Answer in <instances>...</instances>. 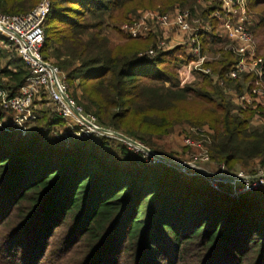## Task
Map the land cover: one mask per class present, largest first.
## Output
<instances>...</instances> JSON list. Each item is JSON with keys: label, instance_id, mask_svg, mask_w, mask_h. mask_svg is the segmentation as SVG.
Returning <instances> with one entry per match:
<instances>
[{"label": "trees", "instance_id": "1", "mask_svg": "<svg viewBox=\"0 0 264 264\" xmlns=\"http://www.w3.org/2000/svg\"><path fill=\"white\" fill-rule=\"evenodd\" d=\"M39 2L0 0V12L25 14ZM177 6L203 10L200 0H52L42 53L102 126L161 153L160 141L178 127L208 125L211 160L255 173L264 166V125H251L254 109L239 108L210 76L182 86L183 48L149 57L144 53L155 37L134 39L118 28L145 10ZM255 33L264 58V25ZM2 55L11 60L0 70V85L13 96L31 72L6 38H0ZM235 62L229 53L208 66L224 76ZM41 100L48 102L43 95L35 104ZM35 109L39 118L29 134L0 129L3 264H40L48 252L61 255V264H264V188L232 197L198 175L145 164L112 138L57 146L52 131L66 123L56 111ZM5 115L0 107V118ZM60 228L62 239L52 243ZM56 245L58 252L50 251Z\"/></svg>", "mask_w": 264, "mask_h": 264}, {"label": "built area", "instance_id": "2", "mask_svg": "<svg viewBox=\"0 0 264 264\" xmlns=\"http://www.w3.org/2000/svg\"><path fill=\"white\" fill-rule=\"evenodd\" d=\"M200 2L203 10L199 13H194L191 9L166 12L145 10L122 24L120 29L134 39H146L160 31L156 45L144 54L153 57L160 50L183 48L188 61L178 68L181 85L193 82L197 75H200V79L202 75L210 76L231 96L239 108L254 109L252 126H263L264 58L259 53V39L255 28L264 21V17L259 21L252 14L251 0ZM51 9L52 0H40L36 7L25 14L0 12V38L8 39L15 46L17 54L31 72L16 95L11 96L0 85V107L6 112V115L0 118V129L6 132L20 131L25 135L29 126L39 118L35 100L46 95L57 114L66 123L64 127L55 128L52 136L63 141L65 145H72L78 140L92 136L112 138L120 140L136 153H143L150 165L166 162L161 154L142 142L136 140L140 146L132 144L119 137L118 133L121 132L102 126L94 114L86 113L72 97L66 76L58 66L46 60L42 53L46 36L45 22ZM217 46V52H212V47ZM229 53L237 56V62L224 76L215 73L211 66H208ZM229 81L234 84L230 85ZM237 84L242 86V91L237 90ZM189 133L196 134L197 137L186 135V144L202 147L203 152L189 163L194 169L182 167V171L187 175L202 176L217 191L232 197H240L264 188V170L255 173L231 172L225 165L216 164L211 160L204 145V142L211 141L212 131L209 127H192ZM140 158L142 156H139V160ZM200 162L209 166L216 164V171L210 172L208 167L199 164Z\"/></svg>", "mask_w": 264, "mask_h": 264}, {"label": "rangeland", "instance_id": "3", "mask_svg": "<svg viewBox=\"0 0 264 264\" xmlns=\"http://www.w3.org/2000/svg\"><path fill=\"white\" fill-rule=\"evenodd\" d=\"M251 2L252 3L250 4V9L252 11V14L256 16L257 20H259V21L262 20V17H264V3H261V4H253L254 3V0H252ZM175 9H190V7L189 6H177V7L173 8V9L167 10V11H173ZM202 9H203V6H202ZM204 10H205V8H204ZM164 12H166V11H164ZM134 17H135L134 15L130 16V19L127 20L126 22L130 21ZM126 22H124V23H126ZM262 24L264 25V21H261L260 25H262ZM118 26H119L118 27L119 30L121 31L120 27L122 25H118ZM262 31H263V29H261L260 33ZM262 37H264V34H262ZM260 39H262V38L260 37ZM217 49H218V46L215 47V48L212 47V52H214V53L217 52L216 51ZM10 60H11V56L2 55V58L0 60V70L1 69L3 70L4 68H7L8 65H9L8 62ZM10 67L12 69L15 68V66L12 65V64H10ZM4 78H5V76L0 74V83L1 82H4L3 81ZM199 80H200V75L199 76L197 75L196 78H195V80L193 82H190V83H187V84L201 82ZM185 85H182V86H185ZM69 92H70V89H69ZM47 103L49 104V106H46L45 105L43 108H48L50 110V113L53 114L54 113L53 111H55V108L53 107V105L49 101ZM196 105L198 107L202 108L198 103H194V104H191V109H193L195 111L194 115L196 117L202 118L203 117L202 116V112L197 108ZM195 127H197V126H195ZM201 127L208 128V125H204V126H201ZM191 128H192V126H186L185 129L182 128V127L181 128L178 127L172 133L171 136H169V137H167V138H165V139H163V140L160 141V148L162 149V151H160L161 153L157 152V153H159V154H161L163 156V158H164L163 161H166V162H161V163H163V164L168 163L171 167H175L178 171H180V172H182L183 174H186V175H187V173H185V172L182 171V167L181 166H178L177 164H174V163L176 162V163H187V164H189V163H191V161H193V158H195L196 156H201V153L203 152V148L202 147H199V146L189 147L186 144V142H185L186 135H193L194 137H197L196 134L189 133V131L191 132ZM32 129L35 130V124L29 126V128L27 129V133H25V135H27L31 131H33ZM51 142H53L57 146H60V145H63L64 144L63 141H61L59 139H56V138H54L53 140H51ZM129 150H131V148H129ZM131 152H134V151L131 150ZM134 153L136 155H138V156H142V158H140V161H144V163L146 162L145 155L143 153H141V154L138 153V152L137 153L134 152ZM116 160H117V163L118 164L124 165L120 161L119 157H117ZM172 162H174V163H172ZM147 163L148 162H146L145 164H147ZM157 164H153V165H157ZM199 164H202V165L208 167V169L210 170V172L216 171V167L214 166V164H211L210 166L207 163H201L200 162ZM148 165H150V164H148ZM259 170H264V166L260 167ZM229 171L232 172L233 170H229ZM239 171H246V172H248L247 170H244V169H241V168L234 169V172H239ZM200 177H202V176H200ZM202 178L204 179V177H202ZM208 184H209V182H208ZM209 185L211 186V184H209ZM211 187L214 188L213 186H211ZM64 231H65V228L56 229L55 230V237L52 239V243H53L54 239H56V238H58V242H59L62 239V237H63L62 234H63ZM54 249H52V247H51L50 248V251H52V252H58V249H60V248H57V245H56L54 247ZM252 256L255 257L254 256V253H252ZM61 257H62L61 255L59 257L55 255V256H53L51 258V257H49V252H48V255L42 261H40V264H61L59 262H62L64 260V258H61ZM74 259L75 258H73L72 260H74ZM29 262H31V260H29ZM0 264H3L2 261H0Z\"/></svg>", "mask_w": 264, "mask_h": 264}, {"label": "water", "instance_id": "4", "mask_svg": "<svg viewBox=\"0 0 264 264\" xmlns=\"http://www.w3.org/2000/svg\"><path fill=\"white\" fill-rule=\"evenodd\" d=\"M118 135H119V137L128 140L132 144H135V145H139L140 146V144L136 140H134V139H132V138L124 135L123 133H118ZM172 163H174V162H172ZM174 164H177L178 166H181V167H184V168H187V169H194V167L191 164H187V163H176V162Z\"/></svg>", "mask_w": 264, "mask_h": 264}, {"label": "crops", "instance_id": "5", "mask_svg": "<svg viewBox=\"0 0 264 264\" xmlns=\"http://www.w3.org/2000/svg\"><path fill=\"white\" fill-rule=\"evenodd\" d=\"M160 35H161V32L160 31H157L155 34H153L152 36H149V37H155L156 39H158L159 37H160ZM148 37V38H149ZM147 39V38H146ZM41 103V104H40ZM49 106V104L47 103V101H46V104L44 103V102H42V100L41 101H39V105H38V103L37 104H35V106H36V108L38 107V108H43L44 106ZM35 124V123H34ZM33 125V124H32Z\"/></svg>", "mask_w": 264, "mask_h": 264}]
</instances>
